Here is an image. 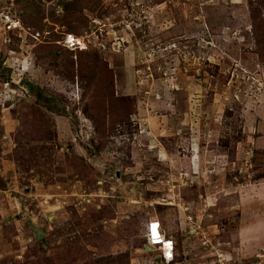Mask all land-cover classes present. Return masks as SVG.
<instances>
[{
	"label": "rangeland",
	"instance_id": "obj_1",
	"mask_svg": "<svg viewBox=\"0 0 264 264\" xmlns=\"http://www.w3.org/2000/svg\"><path fill=\"white\" fill-rule=\"evenodd\" d=\"M252 7L264 17V0H0V264H166L151 219L170 264L264 243Z\"/></svg>",
	"mask_w": 264,
	"mask_h": 264
},
{
	"label": "trees",
	"instance_id": "obj_2",
	"mask_svg": "<svg viewBox=\"0 0 264 264\" xmlns=\"http://www.w3.org/2000/svg\"><path fill=\"white\" fill-rule=\"evenodd\" d=\"M72 3H73V1H72ZM72 3L68 4L67 6L72 5ZM249 17H250L249 19L251 20L250 21L251 35L255 37V45L257 47V52L259 53L261 59L264 60V17L261 19H258L257 12L254 11L253 7L249 11ZM97 80H99V79L93 77V79L90 81V83H91L90 88L94 93L93 96L91 97L92 100L95 97H98V96L100 97L101 94L99 92L103 93V95H101V97L104 96V91L100 87H98V86L96 87V85H95V83H97L99 85V82ZM93 107L95 108L94 112H93L95 114V116H93V113H91V112L87 113V115L93 119V122H95V124L98 123V124H102V126H103L104 125V119H105V112L103 110H100L96 113V110L99 106L96 104H93ZM109 113H110V116H109L108 120L110 123H114L116 121V116L113 115L112 109L110 110ZM98 117H99L100 121H96ZM102 126H100V128ZM98 127H99V125H98ZM102 130H104V129H102Z\"/></svg>",
	"mask_w": 264,
	"mask_h": 264
},
{
	"label": "built area",
	"instance_id": "obj_3",
	"mask_svg": "<svg viewBox=\"0 0 264 264\" xmlns=\"http://www.w3.org/2000/svg\"><path fill=\"white\" fill-rule=\"evenodd\" d=\"M71 44V45H70ZM66 46H74V43H70V41H65ZM153 222L150 221L149 224ZM158 229L163 239V232H161V227L158 225ZM148 236V235H147ZM166 242L170 243L168 248H170V252H165L164 250L161 252V259L169 264L174 260V246L173 241L171 239H166ZM167 253V255H165ZM202 264H264V244L259 247V249L253 254L250 258H232L231 256L224 254L222 252L216 251L210 255V258Z\"/></svg>",
	"mask_w": 264,
	"mask_h": 264
},
{
	"label": "bare ground",
	"instance_id": "obj_4",
	"mask_svg": "<svg viewBox=\"0 0 264 264\" xmlns=\"http://www.w3.org/2000/svg\"><path fill=\"white\" fill-rule=\"evenodd\" d=\"M152 222L158 223L157 221L156 222L152 221ZM152 224H149V225L151 226ZM158 225H160V224L158 223ZM158 225L151 226L150 227L151 230L149 232H147L149 246L151 247L153 245H160L161 252L163 250L165 252H170V248H168L170 243L166 242L165 241L166 239H163L162 235L159 232ZM165 255H167V253H165ZM167 256H169V255H167Z\"/></svg>",
	"mask_w": 264,
	"mask_h": 264
},
{
	"label": "crops",
	"instance_id": "obj_5",
	"mask_svg": "<svg viewBox=\"0 0 264 264\" xmlns=\"http://www.w3.org/2000/svg\"><path fill=\"white\" fill-rule=\"evenodd\" d=\"M151 220H153V219H151ZM151 220H150V221H151ZM153 221H154V220H153ZM153 225H155V224L153 223L152 226H153ZM148 226H149V223H147L146 228H148ZM149 227H150V226H149ZM150 230H151L150 228L147 229V232H149ZM165 239H169V238L165 237ZM263 244H264V243H263ZM263 244H262V245H263ZM262 245H261V246H262ZM154 246H159V245H154ZM261 246H260V247H261ZM258 249H259V248H258ZM258 249H256L255 252H256ZM255 252H254V253H255ZM254 253H253V254H254ZM253 254H252L250 257H252ZM231 257L234 258L232 255H231ZM250 257H248V258H250Z\"/></svg>",
	"mask_w": 264,
	"mask_h": 264
},
{
	"label": "water",
	"instance_id": "obj_6",
	"mask_svg": "<svg viewBox=\"0 0 264 264\" xmlns=\"http://www.w3.org/2000/svg\"><path fill=\"white\" fill-rule=\"evenodd\" d=\"M35 232H36V236H37V237L42 236V232H41L40 230L35 229ZM146 248H147V246H146Z\"/></svg>",
	"mask_w": 264,
	"mask_h": 264
},
{
	"label": "clouds",
	"instance_id": "obj_7",
	"mask_svg": "<svg viewBox=\"0 0 264 264\" xmlns=\"http://www.w3.org/2000/svg\"><path fill=\"white\" fill-rule=\"evenodd\" d=\"M164 239H165V237H164ZM160 246V245H159Z\"/></svg>",
	"mask_w": 264,
	"mask_h": 264
}]
</instances>
